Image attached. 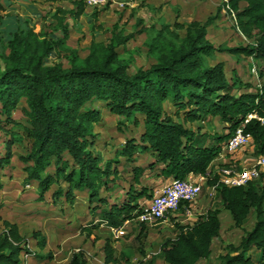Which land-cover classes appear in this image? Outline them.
I'll return each instance as SVG.
<instances>
[{
	"label": "trees",
	"instance_id": "trees-1",
	"mask_svg": "<svg viewBox=\"0 0 264 264\" xmlns=\"http://www.w3.org/2000/svg\"><path fill=\"white\" fill-rule=\"evenodd\" d=\"M67 1L73 6L68 18L77 20L85 11L83 1ZM228 5L236 15L241 34L251 39V44L215 48L207 39V29L214 24L216 15L204 22L164 23L157 29L143 27L130 34L122 33L114 25L108 42L91 41L84 57L66 45L69 32L64 24L62 37L55 40L39 39L32 30L13 33L8 41L9 55L0 71V145L5 150L0 153V171L12 157V146H23L24 155L19 159L24 180L26 184H37L38 201L44 200L52 186H56L51 194L55 205L61 204L62 198L72 204L74 192L85 193L91 211L118 232L125 222L142 214L136 201L144 195L151 198L152 193L130 190L123 201L113 204L100 197V190H108L114 179L111 175L116 172L111 162H103L95 151L97 134L93 128L100 121L102 110L122 118L119 125L132 124L142 129L139 143L127 139L115 157H123L129 163L138 149L148 152L161 164V175L172 180H181L189 173L209 177L211 163L219 153L218 147L205 146L204 134H194L184 127L185 123L202 124L208 118H217L228 131L221 136L227 140L235 127L248 115H254L256 118L244 125V133L254 144L256 156L264 154V64L257 72L260 85L255 91L235 94L234 91L247 86L234 73V79L228 81L222 62L207 63L214 60L216 52L264 63V0H228ZM136 26H143V21L137 19ZM150 29L154 33L145 47L152 63L147 69L131 73L132 60L121 57L118 49L125 50L133 38ZM51 53L55 54V61L47 64ZM59 53L65 54L64 62ZM21 101L22 119L17 120L13 113ZM165 103L175 109L174 113L166 112ZM140 173L138 167L132 169L134 179ZM262 178L244 187L216 186L220 205L228 211L234 228H241L250 214L255 217L253 227L244 232L237 245H224L216 264H254L247 255L253 249L260 252V261L264 259ZM217 180L214 172L206 185L212 187ZM2 188L0 181V191ZM185 208L190 209L187 205ZM184 213L188 216L190 210ZM218 214L217 209L207 210L193 225L179 227L178 235L160 246L163 262L199 264L208 260L213 240L219 238ZM98 227L99 224H90L81 228V233L94 243L96 238L91 235ZM144 231L141 223L136 241ZM29 240L40 251L47 245V237L40 231L22 236L14 223L2 221L0 264H21V254L42 259L28 249ZM113 244L112 239L105 240L102 264H127L129 256L122 251L118 254ZM51 258L48 253L46 260ZM67 264L89 263L85 252L78 250L71 254Z\"/></svg>",
	"mask_w": 264,
	"mask_h": 264
},
{
	"label": "rangeland",
	"instance_id": "rangeland-1",
	"mask_svg": "<svg viewBox=\"0 0 264 264\" xmlns=\"http://www.w3.org/2000/svg\"><path fill=\"white\" fill-rule=\"evenodd\" d=\"M225 1L227 0H130L123 3V0H107L96 8L85 7L84 16L73 20L68 18V11L73 6L67 0H1L3 10L0 11V71H3L5 60L9 55L8 41L13 33L32 30L39 39L55 40L62 37L61 30L64 25L67 26L69 32L66 45L76 49L81 57L86 55L91 41L107 43L114 25H117L122 33L130 34L143 27L154 26L157 29L164 23L172 25L174 22L188 23L193 20L204 22L208 17L215 15L213 29H208L207 36L208 41L215 48H237L251 44V39L246 37L243 39L236 32L233 19L225 11ZM121 3L120 7L118 4ZM218 7L219 13L217 12ZM133 9L136 10L134 14L131 12ZM137 19L143 21V26L135 27ZM59 20H62L61 23ZM220 20L222 22H219ZM153 33V30L150 29L147 33L133 38L125 46V50L118 49L121 57L132 60L129 67L131 73L139 68L147 69L152 63L145 45L151 40ZM179 35H183V32H179ZM64 55V53H59V58L63 62ZM54 61L55 54L51 53L47 64ZM217 62L224 64L225 76L228 81L232 79V73H234V77L239 79L243 86H247L234 91L235 94L252 93L260 85L257 72L264 63L241 55L233 56L228 53L216 52L214 60H208L207 63L215 64ZM252 68H254L255 75L251 74ZM21 106H24L22 101L19 102V109L13 113V117L17 120L22 119ZM165 109L170 115L175 111L169 103H165ZM138 120H141L140 116H138ZM121 121L122 118L102 110L101 119L93 128L94 133L97 134L95 151L101 156L103 162H111L112 169L116 171L111 175L114 179L109 183L108 190H100V197L107 199L108 203L112 204L123 201L127 191L133 190L137 194L143 191L147 194H154L158 187L172 180V177L161 175V164L156 163L148 152L144 153L138 149L133 156L134 160L129 163L123 157H115V153L121 150L127 139H135L139 143V135L142 131L141 126L119 125ZM184 127L191 129L196 135L204 134L206 137L205 146L209 148L218 147L220 149L226 140L221 136L228 132L222 122L212 117L202 124L192 123L189 125L185 123ZM4 151V146L0 145V153H4ZM11 151L12 157L9 163L0 171V181L3 185L0 192L1 225L2 221H8L3 220L6 218L14 222L17 221L16 223L23 229L31 231L29 234L33 231H40L44 234L46 231L50 243L53 245V251L60 249L58 245L54 247L55 243L62 242L65 245V250L61 252L64 255L78 247L83 248L85 244L94 247L97 242L100 243L98 248L100 251L105 240L110 238L114 241L113 245L118 254L122 251L126 256H129L127 264H165L159 256L160 246L166 240L174 239L178 235L179 227L193 225L197 218L204 215L207 210L222 211L216 193L211 190V187L205 185L207 181H203L201 194L190 205L191 210L188 216L184 211L189 209L180 207L178 211L167 215L165 220L160 222H141L138 217L129 221L130 223H124L126 227L121 228L118 238H115L105 227H100L92 232V238H96L93 243L91 238H87L84 233H81V228L90 225L91 222L95 221L94 225L99 224L97 214L93 216L88 208L86 194L74 192L75 197L72 204L65 202L62 198L61 204L55 205L51 194L55 191L56 186H52L45 194L41 204H36L38 203L37 184H29V187L25 185L23 164L19 159L24 155V148L19 144H14ZM236 152L246 159V167L254 163L256 153L252 142ZM223 155L229 154L224 153ZM116 158L117 162H113V159ZM134 167L141 169V173L136 179L132 175ZM219 167H221L219 164L211 163L212 172L209 173L208 179L212 178L213 173ZM235 167L241 169L237 165ZM150 199L144 195L136 201L141 211ZM228 217H230L228 211H222L219 216L222 224L221 233L212 244L211 255L206 264H215L214 261L219 255L218 251L222 250L226 244H238L244 232L252 227L253 214H250L246 223L238 229L234 228ZM141 223H143L145 231L141 239L136 241L135 238ZM61 230L65 231V235L59 239L60 236L57 233ZM79 250L82 249L79 248Z\"/></svg>",
	"mask_w": 264,
	"mask_h": 264
},
{
	"label": "built area",
	"instance_id": "built-area-1",
	"mask_svg": "<svg viewBox=\"0 0 264 264\" xmlns=\"http://www.w3.org/2000/svg\"><path fill=\"white\" fill-rule=\"evenodd\" d=\"M82 1L85 7L88 8H96L106 2V0ZM224 5L226 13L229 14L234 21L236 32L245 39L240 33L236 15L229 7L228 0L224 2ZM251 70V74L255 75L254 68ZM253 118H256V116L248 115L242 124L234 128L231 135L222 145L221 149L224 153L232 154L237 150L247 147L252 142L244 133V125ZM215 173H217L218 180L217 183L211 187L214 191L216 186L220 184L227 187H244L249 182L259 180L261 176L264 182V154L256 156L254 164L250 167L238 169L230 163L226 166L219 167ZM208 178L209 177L206 175L189 173L181 180H171L167 184L158 187L154 194H152L149 202L142 207V214L139 216L141 222L164 221L167 215L172 214L174 211H178L180 207H185V205L190 207L201 194L204 185L203 181H207Z\"/></svg>",
	"mask_w": 264,
	"mask_h": 264
},
{
	"label": "crops",
	"instance_id": "crops-1",
	"mask_svg": "<svg viewBox=\"0 0 264 264\" xmlns=\"http://www.w3.org/2000/svg\"><path fill=\"white\" fill-rule=\"evenodd\" d=\"M107 1V0H106ZM127 1H130V0H123V3H125V2H127ZM120 7L122 6V3L121 4H118ZM132 14H134L135 12H136V10L135 9H133L132 11ZM84 14H85V11H84ZM84 14L82 15V16H84ZM221 14V13H220ZM81 16V17H82ZM219 16V18H220V15H218ZM220 19H222V18H220ZM219 22H222V20H220ZM219 25H220V23H218ZM213 26L214 25H212L211 27H209V28H212L213 29ZM221 26V25H220ZM208 28V29H209ZM208 29H207V36H208ZM216 31V30H215ZM221 148H222V146H221ZM219 149L218 150V155H217V157L215 158V160L213 161V163L215 164V163H217V164H219L221 167L222 166H226V165H228V164H232V165H237V166H239V167H241V168H247L246 166H245V161H246V159H244L241 155H240V153L239 152H236V153H234V154H229V155H223L224 154V151H222V149ZM225 157V158H224ZM254 164V163H253ZM252 164V165H253ZM251 165V166H252ZM250 167V166H249ZM26 186L27 187H29V184H26ZM3 189V188H2ZM211 190H212V188H211ZM213 192H215L216 193V191H214V190H212ZM1 192V191H0ZM219 200V199H218ZM36 204H41V201H38V203H36ZM88 208H90V212H91V214L94 216V214H96V213H93V210L91 211V208L92 207H90L89 206V204H88ZM222 208V207H221ZM189 210H191V209H189ZM215 210V209H214ZM222 211H225V210H223L222 209ZM222 211H220L219 210V214H218V218H219V216H220V214L222 213ZM1 213V212H0ZM206 213V212H205ZM204 213V214H205ZM0 216H1V214H0ZM229 218V220H230V223H232L233 224V222H232V220H231V217H228ZM3 220H8L9 222H12V223H15L16 224V226L18 227V230H19V233L22 235V236H27V237H29V233L31 232V231H27L26 229H23L22 227H21V225H18V223H16L17 221H12V220H9V219H3ZM98 222H99V227L98 228H100V227H105V229H107L115 238H118V234L121 232V229L118 231V232H114L110 227H108L107 225H106V223L105 222H101L100 221V219H98L97 220ZM220 221V220H219ZM94 223H95V221H93ZM93 222H91V224H93ZM254 222H255V217H254V214H253V223H252V227H253V225H254ZM127 223H130L129 221H127V222H125V224H127ZM246 223V222H245ZM244 223V224H245ZM125 224L122 226V228H125L126 226H125ZM88 226V225H87ZM221 226H222V224H221V222H220V231H219V235H220V233H221ZM252 227H250V229L252 228ZM250 229H248L247 231H249ZM1 230H2V225H1V223H0V232H1ZM65 231L64 230H61L60 232H58L57 234H58V236H60V238L59 239H61V236L62 235H65V233H64ZM44 234H45V236L47 237V245H46V247H45V249L44 250H38L36 247H35V242L33 241V240H29L28 241V249L31 251V252H36L38 255H40L41 257H42V259H36L35 257H33V256H31V255H26V254H21V256H20V259H21V264H67V262H68V260H69V258H70V256H71V254L72 253H74V252H77L78 250H79V248H81L84 252H85V255H86V259H87V261H88V263L89 264H102V262H103V253H102V250H100V251H98V248L100 247V243L99 242H97V245H95L94 247H91V245H89V244H85L84 246H83V248L82 247H78V249H73L72 250V252H68L67 253V255H64V254H62L61 252L62 251H64L65 250V245L62 243V242H60V243H55L54 244V247L55 246H60V249L59 250H54L53 251V245H52V243H50V240H49V236H48V234H47V232L46 231H44ZM218 239V238H217ZM241 239V238H240ZM215 240V239H214ZM214 240H213V242H214ZM224 241V240H223ZM240 241V240H239ZM239 243V242H238ZM230 244H234V243H230ZM237 245V244H236ZM222 252V250H220V251H218V253L220 254ZM50 254L51 255V259H48V260H46V255L47 254ZM95 254V255H94ZM94 255V257H92ZM248 256H250L251 258H252V260H253V262H254V264H264V259L262 260V261H260L259 260V255H260V252L259 251H257V250H255V249H253V250H251V251H249L248 252V254H247ZM202 262V264H206L207 262H208V260H203V261H201ZM215 262V264L217 263V261H214Z\"/></svg>",
	"mask_w": 264,
	"mask_h": 264
}]
</instances>
